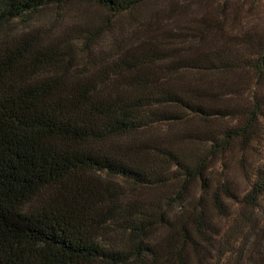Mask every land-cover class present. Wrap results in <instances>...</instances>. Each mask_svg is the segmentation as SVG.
Instances as JSON below:
<instances>
[{"label":"trees","instance_id":"trees-1","mask_svg":"<svg viewBox=\"0 0 264 264\" xmlns=\"http://www.w3.org/2000/svg\"><path fill=\"white\" fill-rule=\"evenodd\" d=\"M72 1L0 0V264H195L212 210L264 245V155L242 195L212 176L264 145V98L233 106L231 85L190 77L260 84L264 42L203 49L204 21H141L151 0H82L111 17L42 33Z\"/></svg>","mask_w":264,"mask_h":264},{"label":"rangeland","instance_id":"rangeland-1","mask_svg":"<svg viewBox=\"0 0 264 264\" xmlns=\"http://www.w3.org/2000/svg\"><path fill=\"white\" fill-rule=\"evenodd\" d=\"M45 12L44 19L38 24L39 27L42 26V33L49 36L61 34L73 25H84L92 19L111 17L104 9L86 4L82 0H73L66 6L57 9L53 7ZM134 12L141 21L146 22L158 19L184 25L194 19L204 21V29L207 31L201 48L206 50L234 47L236 51L241 48L240 56L250 57L253 48L244 49L240 46L245 42L252 44L253 41V45L264 42V0H151ZM196 76L214 85L222 82L231 85L232 89L228 91L226 100L233 106H251L253 94L264 98V82L257 84L254 74L246 69L226 73H199L193 76L190 74V77ZM223 125V121L210 123L212 128ZM189 126L198 127L200 123L195 121ZM263 155L264 145L248 148L244 153L234 147L225 160L215 162L212 176L217 181L228 180L234 192L242 195L252 177L250 166L259 163ZM242 156L245 162L241 160ZM211 214L217 221L219 234L213 237V246L208 247L209 250L201 248L191 252L195 264L264 263L262 238L244 230H235L234 224L239 222L235 213L230 217H223L212 210Z\"/></svg>","mask_w":264,"mask_h":264}]
</instances>
